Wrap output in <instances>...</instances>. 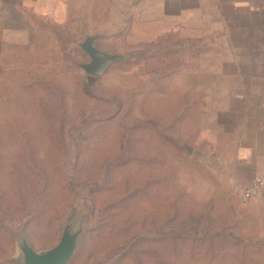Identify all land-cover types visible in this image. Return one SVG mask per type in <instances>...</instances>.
Wrapping results in <instances>:
<instances>
[{
  "label": "rangeland",
  "instance_id": "374dc122",
  "mask_svg": "<svg viewBox=\"0 0 264 264\" xmlns=\"http://www.w3.org/2000/svg\"><path fill=\"white\" fill-rule=\"evenodd\" d=\"M234 1L223 19L171 0L160 19L148 0H0V264L18 235L51 249L69 218L84 230L67 264H264L212 122L202 138L222 90L264 81V0ZM91 36L122 60L86 95Z\"/></svg>",
  "mask_w": 264,
  "mask_h": 264
},
{
  "label": "crops",
  "instance_id": "0c3cea01",
  "mask_svg": "<svg viewBox=\"0 0 264 264\" xmlns=\"http://www.w3.org/2000/svg\"><path fill=\"white\" fill-rule=\"evenodd\" d=\"M193 1L179 0L176 3L178 4L176 7L192 8ZM213 1L218 10V15L226 19L224 12V1L226 0ZM149 2L150 6L162 8V11L160 8V11H153L154 17L159 16L160 19L163 18V13H165L163 9H170L172 5L171 0H148ZM238 2L235 0L233 5L243 6V4ZM258 82L261 81H250L248 83L239 81L238 86L241 89V93L239 92L238 95L234 96L227 97L226 92L222 90V95L217 97V102L221 106L217 107L213 115L206 110L202 116L206 122V126L203 125L204 121L202 124L203 140H210V132H208L207 137L205 130L208 129L209 131L207 124L212 122V128L216 135L215 147L212 153H215V155L221 153V151L227 153V161L224 163L226 164L224 166L225 177L222 182L225 181L230 184V190L233 185L248 187L255 177L264 178V90H254V93L252 92L253 87L257 88L256 86L264 85V81L262 83ZM173 84L176 86V78H173ZM224 84L223 80H217L216 82L218 88L221 87L223 89L225 87ZM199 87L204 92L202 97L203 105L209 104V91H204V89L209 88V82L201 81ZM244 87L252 89L249 94L242 90ZM230 196L237 206L247 210V213L245 212L242 217L249 216L252 223L249 226L253 237L249 239L256 243L264 242V189L257 197L247 203L239 202L233 193Z\"/></svg>",
  "mask_w": 264,
  "mask_h": 264
},
{
  "label": "water",
  "instance_id": "95a60500",
  "mask_svg": "<svg viewBox=\"0 0 264 264\" xmlns=\"http://www.w3.org/2000/svg\"><path fill=\"white\" fill-rule=\"evenodd\" d=\"M96 39L97 36L87 37L79 45L81 51L89 57V61L78 67L85 75L101 77L112 63L120 61L122 58L97 50L93 45ZM83 230L80 220L67 219L58 243L51 249L41 252L34 251L26 240L18 235L16 264H67L77 252Z\"/></svg>",
  "mask_w": 264,
  "mask_h": 264
},
{
  "label": "built area",
  "instance_id": "2783aa9c",
  "mask_svg": "<svg viewBox=\"0 0 264 264\" xmlns=\"http://www.w3.org/2000/svg\"><path fill=\"white\" fill-rule=\"evenodd\" d=\"M264 189V178L255 177L248 187L232 186V193L241 203H247L257 197Z\"/></svg>",
  "mask_w": 264,
  "mask_h": 264
},
{
  "label": "trees",
  "instance_id": "16d2710c",
  "mask_svg": "<svg viewBox=\"0 0 264 264\" xmlns=\"http://www.w3.org/2000/svg\"><path fill=\"white\" fill-rule=\"evenodd\" d=\"M94 79H95V77H91V76H89V78L87 79V83L84 85V88H83V90H84V92H85L86 95H90L89 89H90V86L92 85V83L94 82ZM9 220L12 222L13 219L11 218ZM159 231H161V230H159ZM256 244L264 245V242H262V243H256Z\"/></svg>",
  "mask_w": 264,
  "mask_h": 264
}]
</instances>
